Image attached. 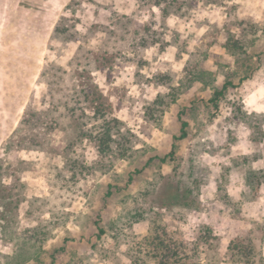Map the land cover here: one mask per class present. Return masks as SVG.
Here are the masks:
<instances>
[{
  "label": "rangeland",
  "instance_id": "rangeland-1",
  "mask_svg": "<svg viewBox=\"0 0 264 264\" xmlns=\"http://www.w3.org/2000/svg\"><path fill=\"white\" fill-rule=\"evenodd\" d=\"M0 264H264V0H0Z\"/></svg>",
  "mask_w": 264,
  "mask_h": 264
},
{
  "label": "trees",
  "instance_id": "trees-1",
  "mask_svg": "<svg viewBox=\"0 0 264 264\" xmlns=\"http://www.w3.org/2000/svg\"><path fill=\"white\" fill-rule=\"evenodd\" d=\"M228 84H225L224 88L223 89H217L214 93V98L212 99L213 102L216 103V101L218 100L219 97H221L223 94H224V91L226 89ZM183 127H182V134L177 137V139H183L187 136V131L185 129L186 125H187V122L183 121ZM104 135L105 136H102V137H99V140H98V150L102 153H106L107 151H110L111 150V127L108 126L105 131H104ZM175 144L172 145V150L165 156H161L159 157V159L162 161V162H167V160L170 158L171 160H174L175 159ZM193 189L191 186H188V187H183V191L185 192V195L184 196H187V195H191L193 193ZM183 194H182V200H183Z\"/></svg>",
  "mask_w": 264,
  "mask_h": 264
}]
</instances>
